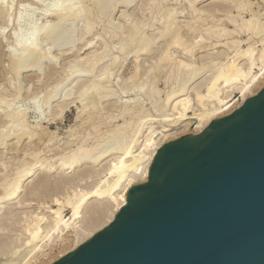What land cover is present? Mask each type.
I'll return each instance as SVG.
<instances>
[{"label": "bare ground", "instance_id": "1", "mask_svg": "<svg viewBox=\"0 0 264 264\" xmlns=\"http://www.w3.org/2000/svg\"><path fill=\"white\" fill-rule=\"evenodd\" d=\"M85 1L86 0H58L57 2L54 1V4L52 2V5H50L47 8H44L45 10L44 15L46 14V16L48 15L50 17L60 19L61 22L66 16L68 17L71 16V18L80 17L81 19H82L81 16H86L87 21L90 25L91 23L89 20L94 19L96 13V12L94 13V11H96L94 8L97 9V4H99L98 3L99 0H89V3L92 4L91 7L89 6L90 8L84 6V4H86ZM135 1L136 0H126L125 4L130 5ZM202 1L205 0H166V1L146 0L144 1L143 4L144 7L143 6L141 7L147 9L145 11L155 8L156 9L155 11H157V16H159L157 17V20L161 22L162 20H165L163 21L164 22V26L162 27L163 29L162 30L159 29L160 32L155 36V38L163 37V34L166 31L171 32L170 35L172 36L170 43H168L167 46H164V48L161 49L160 54L158 56L157 64L154 65V67H156L155 68L156 70L167 71L165 78L166 80L164 79L166 83L165 85H168L169 83L175 80L172 84V87L165 91L166 97L164 100L162 99L163 101L160 102L159 99L164 89L159 88L157 85L158 75L156 74V71L155 72L154 70L152 71L154 67L153 68L151 66L147 67L145 69V72L143 73L144 75L145 74L147 75V76L145 75L147 77L146 80L147 84L144 90V96L147 99L148 98L154 99V102L152 104L155 103V105L153 106L154 108L153 110L156 111V115H152V111L151 110L149 111L148 108L144 106L143 104L144 101L141 100L142 98L136 97L134 99L133 98L131 99V97H129V99L127 98L124 99L123 94L122 95L119 94V97L116 96V98H118V101H120L117 102L119 104L115 105L116 101L114 102L115 107L119 109V113L117 114L105 113L103 110L106 107L104 108L102 107L103 110L98 109L102 106L99 105L100 103H102L101 101L108 100L109 97L110 98L112 97L111 95L116 94L115 92H117L118 94V91H115L113 88H111V86H113V83L112 85L110 84L112 82L110 76L113 75L110 73H109L110 75H105V77L96 75L94 76V78L88 80L89 83L85 82V79L80 80V78L82 77L85 78V76L86 77L90 76L91 75L90 70H93L95 72L94 70L95 67L101 61L104 60L107 54L110 55L109 53L113 49L112 46L114 44L112 46L106 45L102 49L101 53L100 50L98 51L99 54L98 52L97 53L95 52L96 53L95 58L91 55L90 57H88L86 54V58H85L86 60L83 61L82 59L84 58L81 59L80 57H78V60L81 59L80 61H82L83 63L89 62L88 64L84 63L83 66L86 65L87 67L88 65V68L86 69L87 70L89 69L88 71L90 73L88 72L79 73L84 71H79L77 73L76 68H74L73 66L75 64L76 67L77 62L78 63L80 62L76 59L77 56L75 58L77 61L75 60L73 61L74 64L71 65V63L69 62V64L71 65V66L69 65V67L74 68L75 71L72 68H70V70L66 72L67 67L66 68L64 67L66 69L65 70L66 73L61 70L62 72H64L63 74H61L62 73L61 71H60L61 73L58 72L59 70L58 71L51 70L49 74V79H51V81L54 80V82L52 83V85L50 84L52 87L50 85L48 87L46 83V87H48L49 89L51 87V89L43 94L44 99L46 100V103L48 105L44 107H49L53 98H55L58 95L59 96L62 94L64 95L66 87L69 84H72L71 86H73L74 88L79 87L78 92H82L85 89H87L84 88V86L86 87L87 85L88 86L91 85L93 87L91 88L93 89V92L91 91L92 92L91 93L89 91L87 93H91V94L85 95L87 96L86 97L87 99H85L87 102L83 104L84 105L83 109L86 110L89 108L88 110H90V108L92 109V107L95 106L94 108L95 112H92V114L90 113L91 115H89L91 117L94 116L92 122L94 129L93 128L92 129L93 130L96 129L99 134L97 135L98 138L94 143L87 144L85 142V140L87 139L83 138L85 140H82V142L78 144L75 148L69 146L66 148L64 147L63 149L58 146L57 148H60L61 150L64 151L58 152L57 156L53 155L51 157L43 153V150L40 147H36L35 145H33L34 148L31 147L32 140L37 139L39 142H42L44 139V136L42 134L44 130L42 124H38L37 122V125H32L31 123L28 122V112H27L28 110L26 111V109L13 108L15 100H17V96L20 94L19 91H17L20 90L19 89L20 86L19 88L18 87L16 88L17 92H15L13 94V97L10 98L11 101H8L9 103L6 102V105L0 107L2 108L0 110L1 127L2 124L5 123L4 117L12 116L11 118L10 117L9 118L15 119V120L12 119L13 120L12 122H15V126L10 120H7V122L10 121L12 123L11 125L14 126V129L11 126L12 130H10L11 127L9 126L10 127L9 131H7V133L4 134L5 132H3L2 130L3 133L0 132L1 135L4 134L6 137H9L12 134V132H14L13 134L15 135L16 138V136L20 134V133L16 134V132L24 131L23 133L26 134V136H30L29 139H32L30 142H27V144L22 149L24 156L23 157L21 156L20 159H18L19 158L18 155L17 158L15 157L16 160H13L12 162L11 160H6L5 159L6 157L4 158L3 153L0 154L1 168L3 166L7 170L8 167L12 165V163L14 164V168H13L14 173L12 172V174L9 175L4 174L3 176L0 177V210L3 208L4 203L16 200L21 195L25 182L33 177L35 179L37 175V171L45 167V165L49 166L50 169L51 168L54 169L57 166H60L62 167V169H66V170L68 169L71 170V172H73L76 170L77 167H82L85 164H90L91 169H88L86 171L84 170L83 173L84 172L85 173L84 174L82 173V175H86L88 178L93 176L94 177L98 176L97 181L90 186H86L85 185L86 183L84 184L82 183L83 185L75 183L76 186L75 184L69 186L70 191H66L65 194H63V196H56L52 198V204L46 205L45 211L48 212V214L42 213L41 211L40 212L35 211L32 213L30 212V215H27V217L25 216L23 220V223L25 222L23 228L24 230L23 234L25 237L20 242V244L18 245L12 244L13 246L11 245L10 248H7L6 250V247H9L8 245H10L8 244L9 242H7L8 245H6L5 250L1 249L2 250L1 253L4 256H7L9 258L10 256H12L14 258V259L10 258V260L8 259L9 261L6 260L2 264H40L41 258L48 255L49 250L51 251L55 247L65 244V242L69 240L70 237H74L73 240L75 239L74 248L80 246L86 240L91 238L97 230L102 229L104 226L110 224L114 220L116 214L120 211L121 206H124L127 203L126 201L127 190L131 189L133 186L137 184L148 181L150 167L153 163L154 157L157 155L158 151L162 148V146L170 142L172 139L178 138L179 134L195 135L203 132L211 124V122L232 113L235 109L241 106L247 98L256 95L257 93L256 88H258V86H260V84L263 83L264 81V17L262 16V13H259V11L255 9L254 7L255 2H253L252 0H213L216 3L217 12H223L224 18L215 19V13L217 12L216 10L215 13L214 11H211L213 13L208 15H210L209 18L212 19V22L211 23L205 22L207 24L202 23V25L198 27L199 26V24H197L198 20L195 18L199 16L197 15V12L199 13L200 10L199 9L200 7L198 8L197 5ZM122 2L124 1L122 0L121 3ZM6 5L4 1H1L0 10L4 14H8L10 8ZM187 13H189L190 16H192L193 19L191 21H193L194 23L189 21L186 24L188 25L187 26L188 28L185 26L187 30H185L183 27H179L180 23L178 27H174L175 25L173 24L172 20L170 21V19L172 17H175L176 19L178 17H184V18L188 17L186 16ZM245 13L249 14L250 17L247 18L245 16ZM129 15H127L128 16L127 24L128 27H130L131 31L127 37L128 38L127 41H125V44L123 43L124 45L121 46L120 48V50L125 54L129 52L132 44L135 45L138 43L136 42V40L139 39L140 36L141 37L144 36L142 34L144 30L147 28L146 25L148 24V23H144V21L137 22L135 21V16L132 15L133 17L129 18ZM135 15L137 16V14ZM21 17H22L21 15H19V18L17 17L18 22L22 21L20 19ZM149 19H151V17ZM57 21L55 20L54 22ZM173 21L175 22V20ZM225 21L232 24L234 28H229L225 23ZM94 23L95 22H93L91 26H93ZM190 23L193 24L190 25ZM109 24L111 23L109 22ZM203 24H205L204 25L205 27H203ZM112 25H109L112 28L111 27L103 28V30L100 33L98 32V35L95 34L97 35V38L102 40L103 42L105 39H107V36L109 35L120 37L119 33L117 34L115 33V30L113 29ZM106 26H108V24ZM88 28L91 29L92 27H88ZM88 28H86L88 30L86 31L87 33L90 30ZM112 32H114L115 34ZM2 33L3 31L0 32V37L2 36ZM41 33H43L44 35L45 34L51 35L53 39L57 40L58 45H62V43H64L63 40L67 34L66 31L64 30L63 25H61L59 21L54 25H48V23L47 25L43 24V26L39 24L34 25L31 28L30 32L26 35H20L18 31H15L12 36L14 37L13 38L14 43L13 46H11L13 47V50L10 49L12 51V57H13V58L11 57L13 60L10 61L13 62V65L12 63L10 65L13 66L12 68L13 70L12 69L11 70L14 72V74L16 73L17 77L18 74H20L19 72L21 71L22 63L27 59H29L32 55H37V51H41L40 49L41 47L40 45L38 46V42H37V39ZM243 35H247V38H242ZM69 36L71 35L68 34V37ZM148 37L147 38L144 37L145 39H143V42L140 41L141 44H143L142 49L140 48V46L139 47L135 46V48L136 47L138 49L140 48L142 51L146 52L147 47L149 49L150 42L154 39L153 38L154 36L153 37L150 36V38ZM109 38L111 37L109 36ZM82 41H86V40H82ZM208 41H209V45H208L209 47L207 49L210 50L208 55H205L203 56V58L201 57L200 59L197 58L195 53L196 48L204 47V43ZM1 43L2 40H0V45ZM91 44L93 43L89 41L86 44H83V46L79 48V50L80 49L82 50L84 48L85 49L89 48ZM105 44H109V43L106 42ZM175 48L176 50L180 49L181 51L184 52L186 56L188 55L189 57L187 58L185 56L183 58L182 57L179 58L175 56L176 54H174L173 51V49ZM138 49H134V50L135 51L137 50L139 52ZM207 49L203 48L200 51H205ZM41 53L40 55H42ZM94 54L92 53V55ZM53 57L54 56H52V60L53 59L55 60L56 58ZM136 58L138 59V57ZM120 60L121 59L119 55L113 58V62H112L113 64H111L112 67L113 68L117 67L119 65L118 63L120 62ZM208 66H212V68H214V71H212V73L210 74L207 73L208 75L204 76L203 71ZM138 70H139V65L133 76H129L130 77V78L128 77L129 79L126 77L128 79V80L126 79V81L131 80L133 82V85L135 83L134 86L136 87H137L136 83L138 82L136 80L141 79L140 74L143 71V68L140 73L138 72ZM104 73L105 72H103V74ZM122 81H120L121 84ZM131 81L129 82L130 84L128 83L129 86L131 85ZM133 85L131 86L133 87ZM119 88L121 89L122 93L125 94L135 90L134 88L131 87L129 88L127 86L122 87V85ZM139 88L140 86L138 87V90H140ZM71 90L70 92H73ZM38 92L42 93L40 91ZM235 93L239 94L238 98L236 97ZM3 94L0 93V96H2ZM35 95L36 96H34L33 98L31 97L33 100L32 102L33 106L34 104L35 105L37 103L40 104L41 102L39 101V98H41L40 94H35ZM80 95L82 94L80 93ZM2 97L3 100L6 101L4 99L6 97L4 95ZM3 100H1V102ZM63 100L61 103L58 104V108H55L58 109L57 113H55V115H52L51 113L52 116L50 120L54 119L55 117H59V116L62 117L65 110L69 108L71 102H74L73 100L65 101L66 98H64ZM83 109L79 110V116L84 111ZM36 110L37 112L39 111L38 109ZM90 111H93V109ZM95 114L100 116L97 117V115ZM40 116L42 115L40 114ZM120 116L124 120L123 123L117 122V119ZM153 116L156 117L154 118ZM86 122L87 124L90 123V121L89 122L86 121ZM156 123L157 125H155ZM87 124L85 123V125ZM104 124L107 125L106 126L107 128L105 130H102L101 127L102 125L104 126ZM10 131H12L11 134L8 133ZM26 131L28 132L29 135H27ZM89 131L91 133V130ZM73 132H75V130L70 129V133H71L70 135L72 136L75 135L73 134ZM90 133L87 134L90 135ZM22 135L23 134L17 137H22ZM140 137L143 138L140 140ZM23 138L24 137H22V139ZM20 139L21 138H19L18 141L19 144L22 142V141L20 142ZM1 140L2 139H0V142ZM53 140H54L53 137H50L48 142L46 143V146L51 147L52 146L51 143L53 142ZM15 142H16L15 144H18L17 141ZM35 142L36 140L33 143L35 144ZM108 142H113V143L111 145H108ZM8 146L11 147V145L9 144ZM12 146L15 148L18 145L15 146L12 145ZM8 150L9 149H7V151ZM19 150H21V148ZM52 150L53 149L49 148V151ZM12 157L14 158V156ZM28 158H30V160H28ZM107 158H110L108 159V163H107L108 165L105 166L103 165L102 169L95 167L101 164L102 161ZM79 174L81 175V173ZM36 179L38 180L39 178L37 177ZM43 183H39V184L42 185ZM93 198H94L93 202L95 203L93 205L91 204L92 205L90 206L91 208L90 207L87 208L88 204L92 203L91 200ZM66 207L70 209L69 215L65 213ZM86 209H89L88 215L87 214L85 215L86 212L84 211H86ZM0 242L2 243V241ZM69 251H66L65 253L62 254L60 253L59 256H63Z\"/></svg>", "mask_w": 264, "mask_h": 264}, {"label": "water", "instance_id": "2", "mask_svg": "<svg viewBox=\"0 0 264 264\" xmlns=\"http://www.w3.org/2000/svg\"><path fill=\"white\" fill-rule=\"evenodd\" d=\"M126 201L52 264H264V88L162 146Z\"/></svg>", "mask_w": 264, "mask_h": 264}, {"label": "rangeland", "instance_id": "3", "mask_svg": "<svg viewBox=\"0 0 264 264\" xmlns=\"http://www.w3.org/2000/svg\"><path fill=\"white\" fill-rule=\"evenodd\" d=\"M1 1H4L5 5L7 4L6 6H8L10 8H9L8 14H4L0 10V32L3 31L2 36L0 37L1 38L0 40H2V43L0 45V93H2V94L4 93L3 95L6 97V98H4L6 101H4L3 97H2L3 95L0 96V99L2 98L1 100H3L2 102L0 100V107L1 106L3 107L4 105H6V102L9 103L8 101H11L10 98L13 97V94L15 92L19 91L20 94L18 93L19 95L17 96V100H15V102H14L13 108L26 109V111L28 110L27 111L28 112V122L31 123L32 125H37V122H38V124H42V127L44 129L43 133L41 131V133L44 136V139H43L42 142H39L37 139H34V140L29 139L30 136H26V134L23 133L24 131L16 132V134L20 133L17 136L23 134L22 135V137H24L23 139H22V137H17V136L15 138V135L13 134L14 132H12V131L8 132L9 134H11V132H12V134L9 137H6L4 134H6L7 131H9V128L12 126L11 125L12 123L15 126V122H12L13 121L12 119H14V118L10 119L12 116L4 117L5 123H3L4 125L2 124V127L0 126V132L1 133L5 132L4 134H2L3 136L0 133V139H2L1 142H0L1 143V145H0V154L3 153L4 154L3 156H4V158L6 157L5 158L6 160H11L13 162V160H16L15 157L17 158L18 155H19L18 159H20L21 156L23 157L24 154H23V150L22 149L27 144V142H30L31 140H32L31 141V144H32L31 147L34 148L33 145H35L36 147H40L43 150V153H45V154H47V155H49L51 157L53 155L57 156L58 152L64 151V150H61L60 148L64 149V147L66 148V147H69V146L75 148L78 144H80L82 142V140L87 139V140H85V142L87 144H92V143H94L96 141V139L98 138L97 135H99V134H98V131L96 129L93 130L94 126L92 125V122H93V117L94 116L93 117L89 116V115L92 114V112H95V110H94L95 106L92 107L93 111H90V110H92L91 108H90V110H88L89 108L86 109V110L83 109L84 108L83 104H85L87 102L85 100V99H87L86 98L87 96H85V95L91 94L93 92V89H91L93 87L90 84L89 85L91 87L88 86V85L86 87L84 86V88H87V89H85L82 92H78L79 91L78 90L79 87H77V88L75 87L74 88L73 86H71L72 84H69L66 87L64 95L63 94L60 95V96L58 95L55 98H53V100L51 101V104L49 105V107H44V106H48V105L46 103V100L44 99L43 94L46 91H49L51 89V87H52L51 85L54 82V80L51 81V79H49V74H50L51 70L52 71H56V70L58 71L59 70L58 72H60L62 70V71L65 72V70H66L65 68L67 67L66 72H68L70 70V68H72V67H69V65H70L69 62L71 63V65L74 64L73 61L74 60L77 61L78 57H80L81 59L84 58L82 60L85 61L86 60L85 59L86 58V54H87L88 57H90V55H91V56H93L95 58L96 57L95 56L96 53L99 50H100V53H101L102 49L106 45L112 46L114 44L112 46L113 49L109 53L110 55L107 54L108 56L106 55L105 58H104L105 61L104 60H103L104 62L101 61L95 67V69H94L95 72L93 70H90V72H91L90 73L88 71L89 69L88 70L86 69V68H88V65H87V67H86V65L83 66L84 63L88 64L89 62H84L83 63L82 61H80L81 59L78 60L80 62L79 63L77 62L76 67H75V64L73 65L74 68H76L77 73L79 71H84V72H79V73L88 72V73L91 74L90 76H87V77L85 76V78L84 77L80 78V80L85 79V82H88V83H89L88 80H90L91 78H94V76H96V75L101 76V77H105V75H110V74L113 75V76H110L111 81H112L110 84L112 85V83H113V86H114V87L111 86V88H113L115 91H118V94H117V92H115L116 94L111 95L113 98L109 97V99L107 98L108 100H102L101 101L102 103L99 102L100 103L99 105H102V106L101 107L99 106L100 108H98V109L103 110V108L106 107L103 110L105 113H108V114H111V113L117 114V113H119V109H117L115 107V105L119 104L117 102H120V101H118V98H116V96L119 97V94L120 95L123 94V98L124 99L125 98L129 99V97H131V99L132 98L134 99L136 97L137 98H142L141 100L144 101V103H143L144 106L146 108H148L149 111L150 110L152 111V115H156V111L153 110L154 109L153 106L155 105V103L152 104L154 102V99H152V98H148L147 99L144 96V90H145V87H146V84H147V82H146V80H147L146 76L147 75L145 74L146 75L145 76L143 73L145 72V69L147 67L151 66L153 68L154 65L157 64L158 56L160 54L161 49H163L164 46H167L168 43H170V41L172 39V36L170 35L171 32L166 31L169 34L165 32L164 33L165 36L163 34V37L155 38V36L160 32V30L163 29L162 28L164 26V22L163 21H165V20H162V22L157 20V17H159V16H157V11H155L156 10L155 8L154 9H149L148 11H145L147 9L141 8L142 6L144 7L143 4H144V1H146V0H136L135 2L131 3L130 5H126L125 4L126 0H123L124 2H122V3H121L122 0H120V3H119V0H105V1L104 0H99L98 1L99 4H97V9L94 8L96 10V11H94V13L96 12L97 14L95 13L94 19H92V20L90 19L89 20L91 24H93V22H95L94 23V25L96 24L95 26L94 25L91 26V24L89 25L86 16H81L82 19L80 17H79L80 18L79 19V18H74V17L71 18V16H69V17L66 16L63 19L64 21L61 19L62 20V22H61L60 19L53 18V17H50L48 15L46 16V14L44 15V12H45L44 8L49 7L50 5H52V2L54 4V1L57 2L58 0H54V1L53 0H9V1L8 0H0V3H1ZM252 1L255 2L254 3L255 4L254 5L255 9L258 10L259 13H262V16L264 17V0H252ZM85 2H86V4H84L85 7L90 8L92 6V4L89 3V0H86ZM117 3H118V5H117ZM10 4H11V6H10ZM127 6H128V9H127ZM197 7L198 8L200 7L199 8L200 9L199 13L197 12V15H199V16H197V18H195L199 22V23L197 22V24H199L198 27H200V25H202V23H205V22L211 23L212 19L209 18L210 15H208V14L213 13L211 11H214V13H215V10H216L215 1H213V0H205V1L200 2L197 5ZM206 10L209 11V12H207ZM145 12H146V14H145ZM216 12H217V10H216ZM143 13L145 14V16H144ZM135 14H137V16ZM223 14H224L223 12L215 13V19L224 18ZM19 15L22 16L20 18L22 21H20V22H18ZM127 15H129V18L135 16V21H137V22L144 21V23H148L147 25L149 27L146 25L147 28L144 30V32L142 34V35H144V36H142L143 38L140 36L139 39L136 40V42H138L137 43L138 45L135 44V42H134L135 45L132 44L131 47H130L129 52L125 54L124 52H122L120 50V48H121V46H123L125 44V41H127V39H128L127 37H128V35L130 34V31H131L130 27H128V24H127V22H128L127 21L128 20V16ZM186 16H188V17H185V18L184 17H178L177 19L175 17H172L170 19V21L172 20L173 24L175 25L174 27H178L179 23H180L179 27H183L185 30H187V28H188L187 26L188 25H186V24L189 21L193 22V21H191L193 18H192V16H190L189 13H187ZM245 16L247 18L250 17V15L247 14V13H245ZM126 17H127V19H126ZM150 17H151V19H149ZM53 19H54V21L58 20L61 23V25H63L64 30L67 33V34L65 33L66 36H65V38L63 40L64 43H62V45H58L57 40L53 39V37L51 35H47V34L44 35L43 33H41L40 36L37 39L38 46L40 45L41 51H37V55H32L29 59H27L26 61H24L22 63V68H21V71L19 72L20 74H18V77H17L16 73L14 74V72L12 71L13 70L12 69L13 68V66H12L13 62L10 61V60H13L12 59L13 58L12 57V51H11V50H13V47H11V46H13V43H14V40H13L14 37H12L13 33L15 31H18V33L20 35H26V34H28L30 32L31 28L34 25H38L39 24V25L43 26V24L47 25V23H48V25H54L55 23L58 22V21L54 22ZM125 19H126V21H125ZM111 20H112V22H111ZM149 20H150V22H149ZM173 20H175L176 23ZM177 20H178V23H177ZM109 22L111 24H109ZM87 23H88V25H87ZM112 23H113V25H112ZM193 23H190V25L193 24ZM225 23L227 24V26L229 28H234V26L232 24H230L229 22L225 21ZM107 24H108V26H106ZM205 24H207V23H205ZM205 24H203V27H205L204 26ZM109 25L113 26V29L115 30L116 34L117 33L120 34L119 35L120 37H118V36L116 37L114 35H109L111 37V38H109V36H107V39H105L104 41H105V43L108 42L110 45L109 44H105L104 41L102 42V40L97 38L98 32L100 33L103 30V28L111 27ZM88 27H92V28L90 29ZM86 28L90 29L91 31L89 30V32L87 33L86 31H88V30ZM92 30H94V31H92ZM123 32H126V33H123ZM85 33H87V34H85ZM112 33H114V32H112ZM68 34H70L71 36L68 37ZM95 34H97V35H95ZM150 36L151 37L154 36L153 37L154 39L152 41H154V40L155 41L154 42L151 41L152 43L150 42L149 49L147 47L146 52H144V51L141 50L142 47H143V44H141V42H143V39H145L147 37L150 38ZM112 37H113V39H112ZM242 38H247V35H243ZM109 39H111V40H109ZM82 40H86V41H82ZM89 41L91 43H93V44H91L89 46V48H86V49L84 48L82 50L80 49L81 50L80 51L79 48H81L83 46V44H86ZM117 43H119V44H117ZM42 45H43L44 48L42 47ZM72 45H75V46H72ZM208 45H209V41L204 43V47H202V48L197 47L196 48L195 53H196V57L197 58L200 59L201 57L203 58V56L208 55V53L210 51V50L207 49L209 47ZM118 46H119V48H118ZM135 46H137V47L140 46L141 49L140 48L138 49L137 47L135 48ZM70 48L71 49L74 48V49L71 50ZM203 48L207 49V50L200 51ZM134 49H138L139 52L137 50L135 51ZM42 50H44V51H42ZM140 50L143 53H141ZM10 51H11V53H10ZM152 51H154V52H152ZM173 51H174V54H176L175 56H177L179 58H181V57L183 58V57L186 56L184 54V52L181 51L180 49L176 50V48H175V49H173ZM40 53L42 55H40ZM92 53L93 54L95 53V54L92 55ZM138 53H139V55H138ZM150 53H151V55H150ZM98 54H99V52H98ZM118 55H119V57L121 59L120 62L118 63L120 66L118 65L117 67L113 68L112 65H111V64H113L112 63L113 62V58H115ZM52 56H54L53 58H56L58 60H56V59L52 60ZM76 56H77V58H76ZM136 57H138V59ZM186 57L188 58L189 56L187 55ZM136 59H137V61H136ZM138 60H139L140 63L138 62ZM11 63H12V65H10ZM81 63H82V65H81ZM134 65H137V66H134ZM138 65H139L138 72L140 73L142 71V68H143V71L140 74L141 79L136 80V81H138L136 83V85H137V87H136V86H134L135 83L133 85V82L131 80L126 81V79L129 76H133V74L137 70ZM109 66H110L111 70L109 69ZM135 67H136V69H135ZM41 68H42V70H41ZM74 68H72V69L75 71ZM155 68L156 67H154L152 69V71L153 70H154V72L156 71V74L158 75L157 85H158L159 88L164 89V91H163V93H161V96H160V99H159V101L161 102L166 97V92L165 91L172 87V84H173V82L175 80L173 79L174 80V81L172 80L173 82L169 83L168 85H165L166 84L165 83V80H166L165 78H166L167 71L166 70H156ZM106 70H107V73H106ZM212 71H214V68H212V66L206 67L205 70L203 71L204 76L205 75L207 76L208 75L207 73H209V74L212 73ZM64 72H62L61 74H63ZM103 72H105V73L103 74ZM93 74H95V75H93ZM48 80H50L51 82L48 81ZM119 80L120 81L123 80L122 84H121V82ZM130 81H131V85H133V87L131 85L130 86L128 85V83ZM46 83H47L48 87L51 84L50 85L51 86L50 89L48 87H46ZM121 85H122V87H125V86H127L129 88L130 87L131 88L136 87L137 89L134 88L135 90L130 91L129 93H126L127 94L126 95L125 93H122L121 89L119 88V87H121ZM19 86H20V88H19ZM139 86H140V88H139L140 90L143 89L142 91L138 90ZM17 87L21 91L20 90L16 91ZM263 88H264V81H263V83L260 84V86H258V88H256L257 93H259ZM27 90H29V91H27ZM70 90L73 91V92H70ZM38 91H40L42 93H39ZM89 91L90 92L92 91V92L91 93H87ZM80 93L82 95H84V96L80 95ZM83 93H86V94H83ZM35 94H40L41 98H39V101H41V102H40V104L37 103L38 105L34 104V106H33L32 98L34 96H36ZM70 95H72V96H70ZM79 95H80V98H79ZM235 95H236L237 98L239 97V94L235 93ZM81 96H82V98H81ZM64 98H66L65 101H68V100L72 101L73 100L74 102H71L69 108L67 110H65L64 114L62 115V117L59 116L60 118L59 117H55L54 119L50 120L51 116L55 115V113H57V111H58V109H55V108H58V104L61 103ZM115 101H116V103L114 105ZM1 109L2 108H0V110ZM36 109H38L39 111L37 112ZM80 109L84 110L81 113L83 116L80 114L81 117L79 116V110ZM40 110H41V113H40ZM87 110L90 111V112H88ZM51 113H52V115H51ZM40 114L42 116H40ZM95 115H97V114H95ZM98 116H100V115H97V117ZM153 117L155 118L156 116H153ZM7 120H10L12 123L10 121L7 122ZM83 120H84V122H83ZM86 121H88V122L90 121V123L87 124ZM123 121L124 120H123V118L121 116L117 119L118 123H123ZM85 123L87 125H85ZM155 125H157V123ZM14 126H12L13 129H14ZM106 126H107L106 124H104V126L102 125V127H101L102 130H105L107 128ZM12 127H11L10 130H12ZM5 129H6V131H5ZM70 129H74L75 130V132H73V134H75V135H73V136L70 135L71 134L70 133ZM2 130H3V132H2ZM89 130H91L92 134L90 133ZM174 130H176V129H174ZM87 133H90L91 136L89 134H87ZM27 135H29L28 132H27ZM87 136H88V138H87ZM92 136H94V137H92ZM182 136H184V135L183 134H181V135L179 134L178 138H180ZM50 137H53V139H54L53 142L51 143L52 146L54 145L53 148H52V146L51 147L50 146H46V143L48 142ZM19 138H21L20 142L22 141L20 144L18 143ZM83 138H85V139H83ZM142 138L140 137V140ZM174 139H177V138H174ZM174 139H172V140H174ZM14 140L17 141L18 144H15L16 142ZM27 140H29V141H27ZM35 140H36L37 144H36V142H35V144L33 143ZM4 141H5V143H4ZM112 143L113 142H108V145H111ZM8 144L11 145V147L8 146ZM12 145H14V146L18 145V146H16L14 148ZM47 145H49V144H47ZM58 146L60 148H57ZM19 147L21 148V150H19L20 149ZM49 148L53 149V150L49 151ZM7 149H9V150L7 151ZM12 156H14V158ZM108 159H110V158L104 159L101 164H99L98 166H95V167L102 169L103 165L104 166L108 165L107 164L108 163ZM28 160H30V158H28ZM90 167H91L90 164H85L82 167H77L75 171L71 172V170L62 169V167H60V166H57L54 169L53 168L50 169L49 166L45 165V167H43V168L39 169V171H37L36 178L38 177L39 178L38 180L36 178H35L36 179L35 180L34 177L29 179V180H27L25 182L24 186H23V190H22L21 195L16 200L10 201V202H6V203L3 204V208L0 210V241H2V243L0 242V264L4 263L8 259L10 260V258L11 259L13 258L12 256H10V258L7 257V256H4L1 253L2 250H5L6 245L10 244V245H8L9 247H6V250H7V248H10V246L12 244L18 245L24 239L25 236L23 234L24 233L23 228H24L25 222L23 223V220H24L25 216L27 217V215H30V212L32 213V212H35V211L36 212H38V211L40 212L41 211L42 213L48 214V212L45 211L46 210V205L52 204V198H54L56 196H63V194H65L66 191H70V187L69 186H72L75 183L76 184L78 183L80 185H83L84 183H86L85 184L86 186H90V185L94 184L97 181L98 176H96V177L93 176V177L88 178L86 175H82L83 171L91 169ZM3 168H4L3 166H2V168L0 167V177L3 176L4 174H8L9 175V174H12V172L14 173V169H13L14 168V164L13 163H12V165H10V167H8L7 170L4 168L6 171ZM48 169H50V170H48ZM81 170H82V172H81ZM79 173H81V175ZM83 176H85V177H83ZM43 181H44V183H43ZM39 183H43V184L41 185ZM76 184H75V186H76ZM38 185H39V187H38ZM45 185H46V187H45ZM33 188H34V190H33ZM93 200H94V198L91 200L92 203L88 204L87 208L92 206L95 203V202H93ZM19 201H21V202H19ZM89 209H86V211H84V212H86L85 215L86 214L88 215V210ZM65 213L69 215L70 214V209L66 207L65 208ZM106 226H104V227H106ZM102 229H99L96 232H98V231H100ZM73 238L74 237H70V239L67 240L65 242V244H62L61 246H57L51 251L49 250L48 251L49 254L41 258L40 264H52L55 261L59 260L64 255H66L67 253H69L70 251L75 250L77 247L74 248L75 239L73 240ZM10 241H13V242H10ZM7 242H9V243L7 244ZM1 247H4V248H1ZM66 251H69V252H67L63 256H59L60 253L62 254V253H65Z\"/></svg>", "mask_w": 264, "mask_h": 264}]
</instances>
